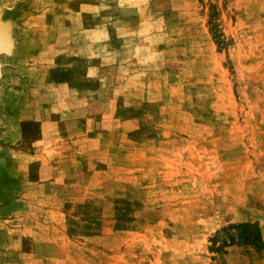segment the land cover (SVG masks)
Here are the masks:
<instances>
[{
	"label": "rangeland",
	"instance_id": "rangeland-1",
	"mask_svg": "<svg viewBox=\"0 0 264 264\" xmlns=\"http://www.w3.org/2000/svg\"><path fill=\"white\" fill-rule=\"evenodd\" d=\"M0 22V264H264V0Z\"/></svg>",
	"mask_w": 264,
	"mask_h": 264
},
{
	"label": "water",
	"instance_id": "water-1",
	"mask_svg": "<svg viewBox=\"0 0 264 264\" xmlns=\"http://www.w3.org/2000/svg\"><path fill=\"white\" fill-rule=\"evenodd\" d=\"M12 45L13 42L11 37L7 34L5 24L0 22V57L9 54Z\"/></svg>",
	"mask_w": 264,
	"mask_h": 264
},
{
	"label": "trees",
	"instance_id": "trees-1",
	"mask_svg": "<svg viewBox=\"0 0 264 264\" xmlns=\"http://www.w3.org/2000/svg\"><path fill=\"white\" fill-rule=\"evenodd\" d=\"M209 31L211 33V37L213 38L215 44L217 46H221L222 45L221 35L216 31V25L212 20L209 21ZM254 242L256 241L252 239L249 243H247V245H253Z\"/></svg>",
	"mask_w": 264,
	"mask_h": 264
},
{
	"label": "bare ground",
	"instance_id": "bare-ground-1",
	"mask_svg": "<svg viewBox=\"0 0 264 264\" xmlns=\"http://www.w3.org/2000/svg\"><path fill=\"white\" fill-rule=\"evenodd\" d=\"M4 24V23H3ZM5 26H6V30H7V34L9 35V28H8V26L5 24ZM10 36V35H9ZM12 40V39H11ZM13 42V41H12ZM13 46V45H12ZM12 48V47H11ZM11 51V50H10Z\"/></svg>",
	"mask_w": 264,
	"mask_h": 264
}]
</instances>
